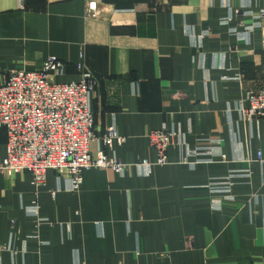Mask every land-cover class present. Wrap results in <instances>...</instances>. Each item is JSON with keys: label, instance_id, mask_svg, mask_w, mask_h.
Segmentation results:
<instances>
[{"label": "crops", "instance_id": "1", "mask_svg": "<svg viewBox=\"0 0 264 264\" xmlns=\"http://www.w3.org/2000/svg\"><path fill=\"white\" fill-rule=\"evenodd\" d=\"M95 1L97 17L89 0H0V85L50 55L67 63L59 81L85 64L97 133L126 136L107 152L128 165L86 170L77 191L54 170L39 186L30 172H0V264H264V125L238 110L264 83V24L246 40L233 32L255 23L264 0ZM163 126L190 147L220 140L229 160L193 167L174 144L145 175L134 164L156 160L148 133ZM6 141L0 128V157ZM230 174V197L211 192Z\"/></svg>", "mask_w": 264, "mask_h": 264}, {"label": "built area", "instance_id": "2", "mask_svg": "<svg viewBox=\"0 0 264 264\" xmlns=\"http://www.w3.org/2000/svg\"><path fill=\"white\" fill-rule=\"evenodd\" d=\"M227 1L226 6L231 9ZM87 8L90 16L99 15L95 0H89ZM232 19L230 14L224 22ZM263 24L264 8H261L255 23L245 25L242 31L234 28L233 32L246 40L256 26ZM188 33L194 38V44L202 47L204 35L196 36L189 28ZM75 68L76 79L59 81L58 77L64 76L67 71V63L50 55L40 69L16 70L0 85V128L7 136L6 155L0 157V172L9 176L30 172L34 184L39 186L45 183L47 171L54 170L58 179L64 178L66 189L70 191L81 188L86 170L105 168L125 174L128 165L107 150L121 146L127 138L115 127L102 134L97 133L92 109L95 76L81 62ZM235 78L241 80V73H237ZM238 110L250 122L256 120L264 125V83L245 93ZM148 138L156 152V160L143 159L134 164L145 175L150 173L153 165L169 163L168 149L174 144L182 151V162L193 167L213 162L216 157L224 162L229 160L220 140H209L206 144L190 147L185 133L174 127L153 129ZM94 142L99 145L96 155L91 151ZM256 158L264 164V148L258 150ZM233 174L212 182L208 186L211 192L230 197ZM216 206L221 207L220 204ZM38 208L35 204L32 213L37 214Z\"/></svg>", "mask_w": 264, "mask_h": 264}]
</instances>
